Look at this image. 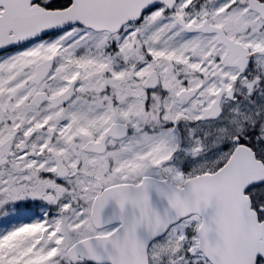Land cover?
Returning <instances> with one entry per match:
<instances>
[{
	"label": "snow or ice",
	"instance_id": "snow-or-ice-1",
	"mask_svg": "<svg viewBox=\"0 0 264 264\" xmlns=\"http://www.w3.org/2000/svg\"><path fill=\"white\" fill-rule=\"evenodd\" d=\"M0 264H264V0H0Z\"/></svg>",
	"mask_w": 264,
	"mask_h": 264
}]
</instances>
